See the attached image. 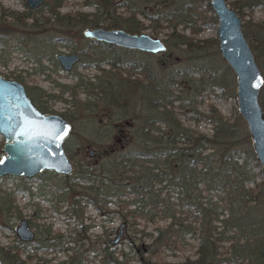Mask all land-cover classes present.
<instances>
[{"label":"rangeland","instance_id":"374dc122","mask_svg":"<svg viewBox=\"0 0 264 264\" xmlns=\"http://www.w3.org/2000/svg\"><path fill=\"white\" fill-rule=\"evenodd\" d=\"M102 1L63 0L59 11L76 15L93 13ZM110 1L117 6L114 10L110 9L109 15L121 12L126 17L130 13L127 8H133L136 10L135 17L143 25L139 32L161 37L167 48L153 53L116 45V50L94 45L91 43L92 38L82 33L85 27H94L91 24L58 34L49 29L39 31L21 24L13 27L9 12L25 11L28 8L26 0H0V20L12 27L7 32L0 31V74L20 81L37 104L46 103L48 112L60 113L72 123L71 132L63 142L74 166L69 179L51 169H45L33 177L0 176V248L10 249L12 257L18 256L23 264H104L101 252L106 244L115 249L118 259H123L119 250L132 247L133 257L128 264H144L140 261L144 257L146 264L151 263L145 252L141 254L150 240L147 232L155 234L156 226L163 225L165 220L136 218V223L129 224L120 218L113 200L107 203L109 209L115 211L110 216L89 201L84 205L82 217H78L73 206V195L69 192L74 187H66V183L77 175L75 180L79 179L80 185L86 186L90 182L95 185L102 182L104 185L106 176L102 163L114 148L133 144V129L142 120L155 118L154 124L158 130H170L168 123L151 106L160 95L153 90L157 83L164 89L162 94L166 92L165 97L169 99L173 96L166 106L172 108L183 125L196 135H210L218 123L212 115H221L230 127L235 128L232 139L239 150V161L248 160L256 182L264 179L247 124L238 110L236 74L222 57L218 40H211L216 37L218 22L211 8L207 10L203 7L189 26L183 22L177 23V30L191 36L193 40L209 39L201 50H195L185 45H171L167 39L171 31L169 21L152 20L137 11L141 8L153 14L159 9L172 8L176 0H155L146 4L140 0ZM227 1L234 6L236 0ZM42 12H46L45 7ZM98 15L107 16L102 12ZM239 15L242 24L246 20L250 21L251 29L256 28V22L264 24V2L244 8ZM45 41H48L47 51L39 60L30 49L32 45ZM72 46L74 49L70 48ZM80 50L86 53H80ZM59 51H76L80 59L66 70L55 57ZM252 51L264 76L263 57H258ZM139 64L149 69L150 80L144 73L134 69ZM194 64L203 65L217 76L216 80L207 79L208 88L198 90L195 87L194 82L200 72L192 69ZM183 68H186L185 72L181 71ZM128 76L130 79L135 77L139 86L127 87L124 78ZM263 86L258 93L260 104ZM37 87L43 90L45 96L39 93ZM87 100L91 106L84 108ZM3 143L4 138L0 134V154ZM90 149L94 150L92 155L89 154ZM90 166L98 167L96 172L89 174L86 169ZM87 174L90 178L82 179ZM247 186L254 187V182H247ZM8 203L11 206L7 208ZM246 217L244 232L248 238L245 247H241L243 238L237 241L233 230L225 234L228 238L217 242L218 252L229 257L228 264H264V249L259 250L257 247L264 240V192L252 196L245 211ZM21 218L29 221L34 232L33 239L27 243L19 239L15 230ZM214 224L217 230L222 229L219 220H215ZM197 244L196 236H187L186 242L177 248L162 250L158 259H163L167 264H189L188 259H194L197 255ZM16 249L20 250L18 254H15ZM0 258L3 264H7L1 252Z\"/></svg>","mask_w":264,"mask_h":264},{"label":"trees","instance_id":"16d2710c","mask_svg":"<svg viewBox=\"0 0 264 264\" xmlns=\"http://www.w3.org/2000/svg\"><path fill=\"white\" fill-rule=\"evenodd\" d=\"M88 1V0H87ZM141 3L154 2L155 0H140ZM165 2V0H163ZM177 3L170 9H159L153 14L146 13L140 8L144 16L152 20L164 19L171 23V31L168 40L171 45L201 50L206 46L209 39H195L184 32L177 30V23L183 22L186 26L192 24L201 9L209 10V0H176ZM63 0H43L36 8L28 5L23 12L11 10L9 14L13 18V27L17 24L43 31L52 30L70 32L72 29H80L81 26L91 24L94 26L122 27L131 32H139L142 23L135 17L136 10L127 8L130 12L126 17L120 14L109 15L110 9H116V4L110 0H104L97 5L93 13H61L59 7ZM233 4L239 14L244 8H249L257 2L264 0H236ZM46 8V12L43 11ZM99 12L105 17H99ZM88 17V15H90ZM213 15V14H212ZM214 16V15H213ZM30 21L27 22L26 19ZM2 22V20H0ZM249 20L242 26L251 48L258 57L264 60V24L254 23L256 28L251 29ZM12 27L2 22L0 31L7 32ZM214 42L217 38H211ZM47 42L32 45L30 52L37 59H41L47 51ZM94 45L104 46L116 50L115 45L92 39ZM70 46V45H69ZM74 49V47H70ZM80 53H86L80 50ZM189 68V67H187ZM134 69L144 73L148 80L151 79L149 69L145 65H135ZM186 68L181 71L185 72ZM192 69L200 72L194 85L198 90L208 88L207 79L216 80L217 76L206 67L194 64ZM179 72L180 70L177 69ZM188 70V69H187ZM131 74V73H129ZM127 87L139 86V81L134 77H125ZM150 84V83H149ZM158 84V83H157ZM155 84L153 90L159 93V97L151 104L152 108L164 119L170 128L169 131H161L154 124L155 118L142 120L139 126L134 127L133 144L114 148L102 163L103 173L106 180L104 185L92 184L80 185L78 180L73 179L66 183V187H74L73 206L78 217H82L84 205L93 202L100 211H106L107 216L112 214L107 203L113 200L117 207L120 218L129 224L136 223V218L148 221L165 220L163 225L156 226V233L147 232L150 240L145 244V252L151 259L150 264H167L163 259H158L160 252L166 248H177L186 242L187 236H196V257L188 259L189 264H228L229 257L218 252L217 242L228 238L225 234L233 230L235 239L243 238L241 247L247 244L245 230V211L250 205L252 196L264 192V179L255 181L248 160L239 161V150L233 142L235 128L223 119L221 115H212L218 120L214 131L208 135L202 133L196 135L194 131L185 127L172 108L167 107L173 96L165 97L164 89ZM171 85V84H170ZM93 87V86H92ZM42 96L45 93L37 87ZM172 92V91H171ZM40 99V96L38 97ZM122 103L117 101V103ZM85 107H90L87 100ZM261 105L264 110V86L261 93ZM40 109L48 111L46 103H38ZM212 120V119H211ZM96 166H90L86 170L89 174L96 172ZM89 174L83 175L82 179L90 178ZM70 178L69 175H64ZM89 181V180H88ZM254 182V187L247 186V182ZM212 192V193H210ZM11 204L8 203V207ZM119 208H121L119 210ZM125 208V211H122ZM219 220L222 229L217 230L214 224ZM250 220V219H248ZM244 234V235H243ZM27 243V242H24ZM260 243H263L260 245ZM104 246V245H103ZM131 247V246H130ZM257 247L264 249V240ZM131 247L129 250L121 249L119 253L123 259H118L115 249L106 244L102 248V261L104 264H128L133 257ZM8 250L0 248L1 254L7 260V264H23L19 257H12ZM20 252L16 249V253ZM140 261L144 264V259ZM82 261V260H81ZM230 262V261H229ZM79 264V263H78ZM148 264V263H147Z\"/></svg>","mask_w":264,"mask_h":264},{"label":"water","instance_id":"95a60500","mask_svg":"<svg viewBox=\"0 0 264 264\" xmlns=\"http://www.w3.org/2000/svg\"><path fill=\"white\" fill-rule=\"evenodd\" d=\"M42 2L26 0L31 8L40 6ZM209 5L218 20L216 38L219 51L236 74L238 110L247 124L255 155L264 172V110L258 99L264 76L236 9L227 0H209ZM82 33L94 40L127 49L155 53L167 48L159 36L131 32L122 27H85ZM55 56L66 70L80 59L76 51H59ZM71 129L72 123L60 113L38 109L20 81L0 75V133L5 139L0 155V176L33 177L45 169L71 174L73 162L63 145ZM93 153L94 150L90 149L89 154ZM16 232L21 240H32L34 237L25 218L19 220Z\"/></svg>","mask_w":264,"mask_h":264},{"label":"flooded vegetation","instance_id":"af4514ba","mask_svg":"<svg viewBox=\"0 0 264 264\" xmlns=\"http://www.w3.org/2000/svg\"><path fill=\"white\" fill-rule=\"evenodd\" d=\"M59 62V61H58ZM1 75V74H0ZM2 76H4V75H2ZM5 77H8V76H5ZM26 90V89H25ZM27 92V91H26ZM40 94H41V92H39ZM29 95V94H28ZM39 96V95H38ZM30 97V96H29ZM31 98V97H30ZM31 100L34 102V104L36 105V107L38 108V109H40V107L38 106V104L31 98ZM40 110H42V109H40ZM42 111H44V110H42ZM45 112H48V111H45ZM1 134V133H0ZM2 135V134H1ZM3 136V135H2ZM4 138V137H3ZM4 143H5V139H4ZM4 143H3V145H4ZM3 145H2V147H3ZM2 147H1V149H2ZM2 153H3V150H2ZM1 153V154H2ZM0 154V155H1ZM28 221V220H27ZM28 223H29V221H28ZM30 225V224H29ZM31 227V226H30ZM16 230V229H15ZM17 233V232H16ZM24 242H29V241H31V240H23ZM1 259V258H0ZM2 260V259H1ZM2 264H3V262H2Z\"/></svg>","mask_w":264,"mask_h":264}]
</instances>
